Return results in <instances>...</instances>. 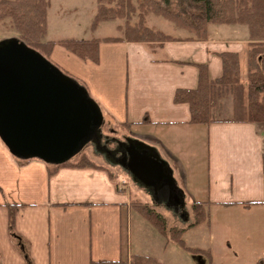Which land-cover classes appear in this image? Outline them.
<instances>
[{"label": "crops", "instance_id": "1", "mask_svg": "<svg viewBox=\"0 0 264 264\" xmlns=\"http://www.w3.org/2000/svg\"><path fill=\"white\" fill-rule=\"evenodd\" d=\"M173 37L161 44L101 41L97 62L54 46L49 57L66 63L61 66L78 77L102 115L98 141L86 142L75 155L88 147L86 154L68 161L85 157L97 167L20 159L0 139V264H91L131 255L161 264H264V122L190 125L188 105L174 102L177 90L197 88L201 66L214 80L222 75L220 54L245 56L247 27L209 25L204 41ZM128 144L159 161L163 185L149 189L122 166ZM195 159L203 163V186L190 188L187 171L195 170ZM128 183L136 194L166 198L174 208L185 194L192 204L207 202L209 223L187 229L192 217L172 228L184 229L186 246L209 258L154 228L131 229Z\"/></svg>", "mask_w": 264, "mask_h": 264}, {"label": "trees", "instance_id": "2", "mask_svg": "<svg viewBox=\"0 0 264 264\" xmlns=\"http://www.w3.org/2000/svg\"><path fill=\"white\" fill-rule=\"evenodd\" d=\"M47 0H0V21L8 19L18 32V40L35 50L44 58L49 57L55 45L63 47L82 61L97 62L101 41L126 40L136 43H164L176 41L159 30L147 25V16L153 15L172 23L189 39L204 41L208 26L240 24L247 27L250 43L247 44L245 70L241 68L237 53L220 54L221 77L211 80L205 66L199 70L198 86L193 90L179 89L175 92L176 104H187L190 125H209L215 122L258 123L264 122V0H96L95 14L90 28L99 24L123 21L116 28L122 38L64 39L59 42L44 41L47 33ZM136 18L134 21L133 19ZM79 83V82H78ZM81 85V83H80ZM230 98L231 116L221 117L222 101ZM264 172V155L262 159ZM97 167L82 157L76 164L69 161L56 166ZM129 207L142 217L162 237L173 241L185 251L208 252L190 249L183 240L184 229L167 228L165 219L147 204L137 199ZM209 205L195 201L191 205L193 221L187 229L209 223ZM12 228V218L9 223ZM91 264H161L157 259L131 255L127 260L102 261Z\"/></svg>", "mask_w": 264, "mask_h": 264}, {"label": "water", "instance_id": "3", "mask_svg": "<svg viewBox=\"0 0 264 264\" xmlns=\"http://www.w3.org/2000/svg\"><path fill=\"white\" fill-rule=\"evenodd\" d=\"M102 115L86 89L17 39L0 42V139L20 159L59 165L98 141ZM122 166L141 185H163L162 165L133 144Z\"/></svg>", "mask_w": 264, "mask_h": 264}, {"label": "rangeland", "instance_id": "4", "mask_svg": "<svg viewBox=\"0 0 264 264\" xmlns=\"http://www.w3.org/2000/svg\"><path fill=\"white\" fill-rule=\"evenodd\" d=\"M47 30L48 36L44 38V41L48 40H64V39H77V40H86L94 38H104L108 36H117L120 34L117 30L118 25H122L123 21L115 22H105L101 23L96 30L90 28L93 16L95 14L96 0H47ZM136 18L133 19V21ZM147 25L154 30L162 31L166 34L173 36H182L186 34L185 32L178 30L172 23L166 21L160 17L153 15H148ZM18 32L12 27L11 22L8 19L0 21V42L8 39H17L19 38ZM245 56H242L240 59L241 68L245 70ZM46 59L55 67H57L65 76L81 83L78 80V77H75L72 71H69V67H63L61 64H66L62 59H52L51 57H46ZM69 68V69H68ZM223 111L221 117L226 118L231 116V102L230 98L224 99L222 101ZM88 147L80 151L77 155L72 156L69 161L73 162L76 159H79L81 156L86 154ZM195 170L191 171L188 169V180L189 187L192 188L195 186H203V178L199 171L203 169V163L195 159L193 160ZM188 168V167H187ZM196 172V174H195ZM193 174L197 175L198 181L194 183ZM129 176V180H131ZM123 183V182H121ZM128 188L132 199H139L142 203L147 204L150 208H156L164 215L166 220L167 228H172L174 226L183 227L186 226L187 220L192 219L191 212V197L188 194L184 195V202L180 203L178 208H174V205H167L168 201L165 199H156L152 195L150 196H141L136 194L135 189L131 184L128 183ZM145 189V188H144ZM182 191H184L182 189ZM171 209L175 215H172L167 210ZM175 209V210H174ZM130 214V228L131 229H153L145 220H143L136 213L132 212ZM137 224L141 227L134 228ZM201 229V228H200Z\"/></svg>", "mask_w": 264, "mask_h": 264}]
</instances>
